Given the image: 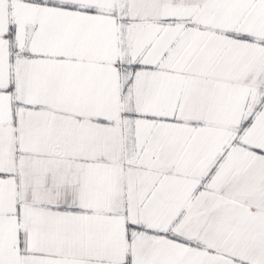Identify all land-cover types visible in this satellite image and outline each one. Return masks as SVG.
Returning a JSON list of instances; mask_svg holds the SVG:
<instances>
[{"label":"snow or ice","instance_id":"obj_1","mask_svg":"<svg viewBox=\"0 0 264 264\" xmlns=\"http://www.w3.org/2000/svg\"><path fill=\"white\" fill-rule=\"evenodd\" d=\"M0 264H264V0H0Z\"/></svg>","mask_w":264,"mask_h":264}]
</instances>
